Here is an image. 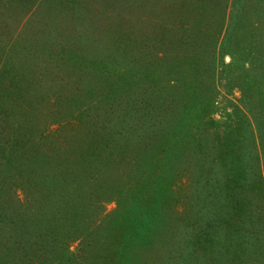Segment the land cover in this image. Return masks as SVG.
<instances>
[{"label":"rangeland","instance_id":"1","mask_svg":"<svg viewBox=\"0 0 264 264\" xmlns=\"http://www.w3.org/2000/svg\"><path fill=\"white\" fill-rule=\"evenodd\" d=\"M0 264H264V0H0Z\"/></svg>","mask_w":264,"mask_h":264}]
</instances>
